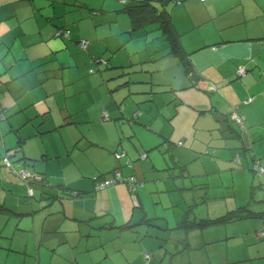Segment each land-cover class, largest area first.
<instances>
[{
	"label": "crops",
	"instance_id": "1",
	"mask_svg": "<svg viewBox=\"0 0 264 264\" xmlns=\"http://www.w3.org/2000/svg\"><path fill=\"white\" fill-rule=\"evenodd\" d=\"M152 4L169 13L191 74L158 23L136 26L120 0H0V81L12 78L3 145L21 140L16 157L78 192L41 206L0 169V203L14 211L0 213V264H264V178L250 168H264V0ZM98 58L114 69L90 73ZM214 126L218 143L199 132ZM115 168L136 177L135 190L94 191L90 177ZM224 178L244 192L229 191L226 209L198 206ZM239 207L241 218L202 224Z\"/></svg>",
	"mask_w": 264,
	"mask_h": 264
},
{
	"label": "trees",
	"instance_id": "2",
	"mask_svg": "<svg viewBox=\"0 0 264 264\" xmlns=\"http://www.w3.org/2000/svg\"><path fill=\"white\" fill-rule=\"evenodd\" d=\"M161 2L163 3L166 0H141L139 4H133L130 3L129 5H126V0H120V3L123 4L125 9L129 12L131 16V20L133 24L136 23V26L143 27L147 23H150L152 21H156L159 25V28L161 30L162 35L164 36L167 46H168V53L172 54L177 60L182 64L184 72L186 74L192 73V64L189 59L188 53L182 48L178 34L176 33L173 24L170 19V15L168 12L164 10H157L154 4L152 2ZM126 5V6H125ZM139 16V19L137 17ZM52 36L53 37H61V38H67L69 37V29L67 28H54L52 30ZM88 44V41L84 38H81L78 41V45L84 49ZM104 65V71H110L114 69L112 66L108 65L107 61L98 58L94 61V67H92L89 71L90 73H93L98 71V66ZM117 71V70H116ZM123 72L121 70H118L117 75H121ZM114 78V76H113ZM12 81L11 77H8L4 80V82L0 81V169H4L5 172H8L11 176L14 178H19L23 184L26 186V192L28 199L32 202L36 201L42 206V202H50V201H57L64 196V194H70L71 196H76L78 194L77 191L73 190L71 191L68 187H65L63 185H51L48 181H46V177L42 174V176L37 173L36 171L32 170L30 168V165H28L27 157L22 156L16 157V151L21 150L22 147V141L18 140L17 145L12 148H5L2 142V123H5V121L8 120L9 116L11 115L10 112L6 109L2 102V94L4 92L3 88L10 84ZM2 85L4 87H2ZM239 114L240 118L242 119L241 122H243V117L239 113V109L237 105L231 106V121L237 123L234 120V114ZM102 120H109V116L105 111H102ZM2 125V126H1ZM9 130V129H8ZM14 131V130H12ZM182 142H178L180 145ZM124 155V152H114L113 156L115 158L122 157ZM146 154L142 153L141 157H145ZM16 157V158H14ZM236 163V160H233ZM237 164V163H236ZM254 171L253 169H251ZM22 171H25L27 174L26 177H22L20 173ZM117 173V175H116ZM38 176V177H36ZM93 190L99 191L105 188H108L110 186L116 185V184H124L126 185L127 189L130 191H134L135 187L138 183V180L134 175H123L118 169H113L106 173L101 174H94L91 177ZM110 179V183L106 184L105 186H99V183H104L105 180ZM28 189H30V192H28ZM37 190H40V192L36 195L35 192ZM50 191V192H49ZM64 192V194H62ZM44 205V204H43ZM240 208V207H239ZM36 210V209H35ZM11 213L14 212L13 210L7 208L4 206V204L0 203V213ZM253 213V212H251ZM244 214L242 212V207L237 210H233L231 212L226 213L225 215H222L216 219L213 220H203L202 224L204 223H212L214 221H229V220H235L238 218L243 217ZM262 230V229H261ZM263 231V230H262ZM147 252L143 253L144 260L147 259L145 257V254ZM148 254V253H147Z\"/></svg>",
	"mask_w": 264,
	"mask_h": 264
},
{
	"label": "rangeland",
	"instance_id": "3",
	"mask_svg": "<svg viewBox=\"0 0 264 264\" xmlns=\"http://www.w3.org/2000/svg\"><path fill=\"white\" fill-rule=\"evenodd\" d=\"M235 125H237L239 128H241L240 125H238V123L237 124L235 123ZM239 128L236 127L237 130H240ZM199 132H202L203 133L202 135L207 136L210 139L211 142H214V143L217 142L218 143V142L223 140L222 132L220 131L219 128H216L215 126L211 127V128H206V129L200 130ZM247 150H250V149L248 148ZM242 152H243V148L241 147L240 148V153L242 154ZM156 153H158V151ZM164 154L166 156H168V152L167 151ZM242 156L245 157V155H243V154H242ZM236 157H239V159H240V156L235 155V158ZM255 161H258V159H256ZM252 165H251L250 168H252ZM170 166H172V164H170ZM172 169H174V168H172ZM175 169H178V168H175ZM247 172L251 173L250 171H247ZM252 173L256 176L254 178H256L257 181H259V177H263L264 178V175L257 174L255 171H252ZM7 176H10V175H7ZM229 181L230 180L224 178V183L218 182L217 183L218 186H211L209 188L208 187L207 188H203V193L200 194V197L202 198V201H201V203H199L197 205L203 207L204 210L211 211L212 208L216 207V204L218 202L221 205V203L223 204V203L233 199L234 196L237 198V196L239 194H242L244 192V189H245L244 186H238L234 190L230 189L232 186L227 184ZM257 181H256V183L258 184ZM200 191H202V190L200 189ZM229 191H231V192L233 191L234 192V196H228L227 194H228ZM261 192L264 194V188H262ZM259 195L257 194V196H256V194H255L254 198L258 200V196ZM231 202L232 201L226 203V205L223 204L224 209H226V207H230ZM175 208L176 207H172L171 210H174ZM257 233H258V235L264 234L263 231H261V230H259ZM17 261H18L17 258H12V256L8 257V263H17Z\"/></svg>",
	"mask_w": 264,
	"mask_h": 264
},
{
	"label": "built area",
	"instance_id": "4",
	"mask_svg": "<svg viewBox=\"0 0 264 264\" xmlns=\"http://www.w3.org/2000/svg\"><path fill=\"white\" fill-rule=\"evenodd\" d=\"M238 73L239 74H243L244 73V69H242V68H240L239 70H238ZM234 114V120L237 122V123H239V124H241L242 122V119L240 118V116H239V114H237V113H233ZM238 158H234V160H237ZM252 168H253V170L257 173V174H260V175H264V168L260 165V163L258 162V161H254L253 162V165H252ZM27 174L28 173H26L25 171H22L21 173H20V175L22 176V177H26L27 176ZM116 175H117V173H116ZM109 184L110 183V179H107V180H105L104 181V183H99L100 185L99 186H105L106 184ZM28 192H30V189H28ZM262 231V230H261ZM263 233H264V231H263ZM145 257L146 258H148V254L146 253L145 254Z\"/></svg>",
	"mask_w": 264,
	"mask_h": 264
},
{
	"label": "clouds",
	"instance_id": "5",
	"mask_svg": "<svg viewBox=\"0 0 264 264\" xmlns=\"http://www.w3.org/2000/svg\"><path fill=\"white\" fill-rule=\"evenodd\" d=\"M263 167V166H262Z\"/></svg>",
	"mask_w": 264,
	"mask_h": 264
}]
</instances>
